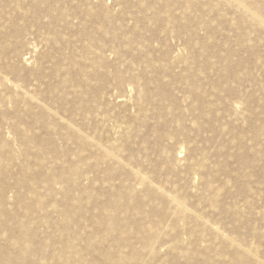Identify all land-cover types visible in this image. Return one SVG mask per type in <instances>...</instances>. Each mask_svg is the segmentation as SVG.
Masks as SVG:
<instances>
[{
  "label": "rangeland",
  "instance_id": "obj_1",
  "mask_svg": "<svg viewBox=\"0 0 264 264\" xmlns=\"http://www.w3.org/2000/svg\"><path fill=\"white\" fill-rule=\"evenodd\" d=\"M194 4L0 0V38L19 32L14 65L50 76L49 96L35 80L30 94L77 113L74 128L67 115L29 113L14 162L15 136L0 129V264H264V29L246 17L238 25L235 5ZM102 9L108 35L91 14ZM106 149L119 160L105 161Z\"/></svg>",
  "mask_w": 264,
  "mask_h": 264
},
{
  "label": "bare ground",
  "instance_id": "obj_2",
  "mask_svg": "<svg viewBox=\"0 0 264 264\" xmlns=\"http://www.w3.org/2000/svg\"><path fill=\"white\" fill-rule=\"evenodd\" d=\"M156 1H160V0H155V2ZM185 1H187L188 10L195 8L196 6L194 4L195 0H185ZM208 1L210 3L213 2V0H208ZM221 1H223L224 3L228 5H235L237 9L241 11L242 18L238 20V25L243 24L246 18H249L254 22L257 28L259 27V29L261 28L264 29V10L260 8L259 3L256 0H251V2H249L248 0H221ZM46 3L50 5L49 1H46ZM144 3L145 1L141 3L140 11L143 15H147L149 10L152 9L151 8L152 5L151 4L145 5ZM3 14H4V8L0 7V29H1V22H2ZM91 14L94 18L99 19V22H97L98 27L103 31L105 35H108V27L111 24L110 20H112V19H109L110 18L108 15L109 13L105 9H102L101 14L95 11H91ZM157 20L160 21L161 19L158 18ZM1 31H3V34L1 35V38H0V129L4 126L6 129L10 131V134L12 133L15 136V139H13V141L8 138L10 141H12L10 145L12 144L11 146L15 147V149L11 150L9 153L11 161L14 162V161H18L21 155L23 156L22 153L24 152L22 151V149L23 147H25V145L27 146L26 137H27L28 127L25 124V117L29 113L38 110L39 115H37L36 118L40 119L41 122L43 121L42 118L45 119V116L48 118H56V117H59L60 115H62L63 117L67 115L65 119L67 128H74L76 126L75 119H76L77 113L75 112L74 108L72 109L70 107L53 110L46 103V101L49 102V100H45V101L40 100L38 97H34L30 94L26 86L32 80H35L38 84L41 85V87L43 86L42 87L43 91L39 94V97L45 98L46 96H49L50 86L47 84V81L50 80V76L45 75L42 72L41 68H34L33 70H30L27 73L23 74L19 65L16 63L14 65L13 63L15 58L20 57V51H21L17 49L16 44L13 42L14 39L19 38L18 30L13 29L11 31L10 29L8 31L6 28V29H2ZM88 34L91 35L89 31L86 29L85 35H88ZM51 57L54 59L53 56ZM29 59H31V57ZM100 62L101 61H98V64H100ZM11 75L14 77V80H11L9 78ZM100 75H101L100 76L101 82L105 84L108 78V75L106 73H102ZM65 83H67V80H65ZM119 86L121 87L124 86V79L119 80ZM129 94L131 95V93ZM163 95L166 96V93L164 92ZM139 97L141 100L140 105L142 106L143 102L150 97V93L146 92L145 90H141L139 93ZM130 103H132V101ZM80 109L86 116L92 113L91 106L89 104L83 105ZM239 110H240L239 106H236L234 108V111L236 113ZM37 127L40 128L43 126L37 123ZM5 144H9V143L6 142ZM181 148H184V146H182ZM179 155L181 154H178V156ZM103 158L105 161L106 160L118 161L120 156H118V154L115 153V151L106 149L105 154L103 155ZM44 160H45L44 154L42 153L36 154V161L39 164L38 166L42 165L44 163ZM178 162L182 163L181 160H178ZM189 168H190L189 170L191 171V173H193L194 175H197L198 173H200V170L202 169V165L194 164L193 166H190ZM131 176L135 178L136 180H139L142 185L144 186L148 185L147 179L140 173L133 172ZM49 182L51 184H54L55 179L52 178ZM20 184L24 185V183L22 182H20ZM33 187L34 186L31 183L25 184V188L29 191L33 190ZM207 187L210 188L209 182L207 183ZM10 198L12 199V196H10ZM169 198H170L171 203L177 209H180V210L186 209V206L183 203V201L180 200L177 196H170ZM211 203L212 204L215 203L214 199L211 200ZM66 217L74 218V215L72 211H70V209L67 210ZM149 235H150L149 238L151 240L157 239L159 236L158 230L156 228L149 230ZM239 248L242 249L241 246ZM112 259L115 260L112 264H121L120 262H118L116 258H112ZM236 261L239 262L240 259L237 258Z\"/></svg>",
  "mask_w": 264,
  "mask_h": 264
}]
</instances>
